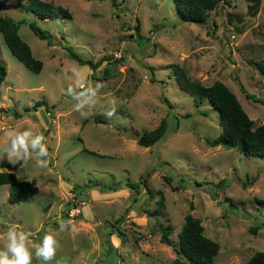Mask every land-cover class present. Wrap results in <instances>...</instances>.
I'll return each instance as SVG.
<instances>
[{
	"label": "rangeland",
	"instance_id": "1",
	"mask_svg": "<svg viewBox=\"0 0 264 264\" xmlns=\"http://www.w3.org/2000/svg\"><path fill=\"white\" fill-rule=\"evenodd\" d=\"M47 1L63 5L70 15L41 18L13 0H0V15L14 20L41 60L38 71L29 69L0 33V62L6 68L0 83V163L9 162L3 150L12 130L43 135L49 151L47 168L31 159L14 170L17 178L36 185L34 194L9 202L8 184H0V249L8 229L16 227L35 244L47 233L56 237L60 247L49 264H170L177 254L160 241V229L169 226L176 245L189 212L200 219L203 234L218 242L216 264H243L264 250V204L257 201L264 199V156L206 144L205 137L220 132L217 112L207 100L195 104L170 66H183L203 84L222 81L253 125L264 122V65L260 71L247 61L264 64V0H220L205 22L182 20L173 0ZM29 21L44 29L51 43L34 34ZM65 46L93 61L108 58L92 77ZM73 68L81 73L79 81ZM96 83L102 84L98 103L84 118L67 89ZM241 87L262 100L246 97ZM37 99L46 101L48 112L43 106L24 110ZM111 101L116 112L108 118ZM94 115L104 121L94 122ZM163 117V135L152 145L137 144V135ZM144 173L149 191L141 184L124 185ZM114 184L116 189L108 188ZM159 194L160 208L155 207ZM70 204L80 206L78 215H67ZM32 264H44L34 249Z\"/></svg>",
	"mask_w": 264,
	"mask_h": 264
},
{
	"label": "trees",
	"instance_id": "2",
	"mask_svg": "<svg viewBox=\"0 0 264 264\" xmlns=\"http://www.w3.org/2000/svg\"><path fill=\"white\" fill-rule=\"evenodd\" d=\"M17 8L20 10L32 11L41 18H53V17H68L70 15L69 10L59 3H55L47 0H13ZM114 3V0H110ZM176 10L182 20L205 22L208 12L215 8L216 4L220 0H173ZM223 1V0H222ZM28 27L39 38L45 39L47 43H51L48 33L38 26L34 21L28 22ZM0 33L3 37L8 49L14 54V56L21 61L26 67L33 71H38L41 67V60L34 57L30 51L28 44L19 36L17 32V26L14 20L6 15H0ZM70 56L78 63H85L92 71L103 60L108 58L107 56H100L95 61L84 58L69 46H65ZM247 61L253 64L258 70L263 71V62L253 59H247ZM172 74L176 80L178 86L184 91L188 92L195 104H199L204 100L216 110L217 122L220 126V132L209 138L205 137L204 142L208 145H221L223 147H235L245 155H259L264 156V122L253 125L252 120L247 116L242 109L239 101L234 93L220 80L214 79L209 84H203L197 79L190 78L183 66L172 63L170 64ZM6 68L2 62H0V83L4 78ZM246 97H250L254 100H262L249 94L242 87ZM38 106H43L48 112L47 103L44 99H37L29 106L24 107V110H35ZM14 116L18 117V114L14 113ZM94 122H103L104 118L99 115L93 116ZM166 118H160L159 122L151 129L143 130L137 135L135 141L141 146L152 145L158 138H160L166 128ZM90 153H95L93 150L82 148ZM21 163L17 161L15 164L0 163V184H8L7 200L9 202H17L24 199L27 196L34 194L37 191L36 185L31 183L27 179H19L14 173V169ZM146 173V172H145ZM144 174H139L136 181H124V185L130 188H138L139 185L147 188ZM108 188L114 190L117 185H110ZM149 195L150 192H149ZM257 201L264 204V199H258ZM71 205V204H70ZM69 205V206H70ZM163 206V196L159 194L155 200V207ZM156 208L145 213H153ZM254 231L255 228H252ZM170 227H161L160 229V241L170 245L173 251L177 254L171 260L170 264H216L214 256L218 251V242L205 236L203 234V226L200 219L197 216L187 212L183 215L182 223L177 230V243L173 245L171 239L168 236ZM243 264H264V250L254 251Z\"/></svg>",
	"mask_w": 264,
	"mask_h": 264
},
{
	"label": "clouds",
	"instance_id": "3",
	"mask_svg": "<svg viewBox=\"0 0 264 264\" xmlns=\"http://www.w3.org/2000/svg\"><path fill=\"white\" fill-rule=\"evenodd\" d=\"M73 75L79 81L81 73L73 68ZM102 84L96 83L95 86H89L83 90H77V87H69L67 94L76 101L74 110L79 112L84 118L91 114L90 110L98 103V94ZM115 101L110 102V110L105 115L111 118L115 115ZM10 138V145L3 151L7 160L11 164L17 161H23L25 164L35 159L38 168H47L49 151L45 143V137L34 133L31 129L24 131L12 130L6 132ZM71 221L60 224V230L64 231ZM6 241L3 249H0V264H32L33 249L35 257L41 259L44 264H49L56 257L57 250L60 247L59 241L51 233L43 236L42 242L35 244L30 240V235L16 227H11L6 233Z\"/></svg>",
	"mask_w": 264,
	"mask_h": 264
},
{
	"label": "built area",
	"instance_id": "4",
	"mask_svg": "<svg viewBox=\"0 0 264 264\" xmlns=\"http://www.w3.org/2000/svg\"><path fill=\"white\" fill-rule=\"evenodd\" d=\"M80 213V206L77 204H71L67 210V215L72 217L74 215H78Z\"/></svg>",
	"mask_w": 264,
	"mask_h": 264
},
{
	"label": "crops",
	"instance_id": "5",
	"mask_svg": "<svg viewBox=\"0 0 264 264\" xmlns=\"http://www.w3.org/2000/svg\"><path fill=\"white\" fill-rule=\"evenodd\" d=\"M14 170H15V169H14ZM14 170H13V171H14Z\"/></svg>",
	"mask_w": 264,
	"mask_h": 264
}]
</instances>
